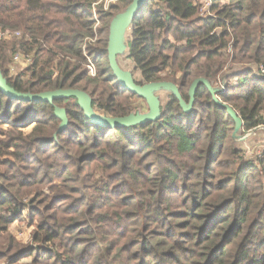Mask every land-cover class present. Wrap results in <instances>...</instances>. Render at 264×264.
<instances>
[{"label": "trees", "instance_id": "trees-1", "mask_svg": "<svg viewBox=\"0 0 264 264\" xmlns=\"http://www.w3.org/2000/svg\"><path fill=\"white\" fill-rule=\"evenodd\" d=\"M100 1L0 0V32L20 33L0 38L6 85L22 95L80 91L95 115L135 116L145 99L115 77L109 44L138 0L108 10ZM201 7L147 0L131 20L133 82L178 91L157 120L102 127L74 96L28 102L0 89V264L24 253L34 264H264V149L250 158L237 145L264 127V0ZM16 54L32 61L12 78ZM201 80L228 81L220 103ZM226 106L242 123L236 137ZM25 206L37 222L30 252L10 232Z\"/></svg>", "mask_w": 264, "mask_h": 264}, {"label": "water", "instance_id": "water-1", "mask_svg": "<svg viewBox=\"0 0 264 264\" xmlns=\"http://www.w3.org/2000/svg\"><path fill=\"white\" fill-rule=\"evenodd\" d=\"M147 0H138V2L124 15L119 17L114 26L112 27V34L110 37V44H109V63L113 70V73L115 77L119 80L120 84L123 85L126 89L134 92L135 94L139 95L141 98L145 99L153 108V112L150 115L145 116H131L126 118H119V119H106L104 117H99L93 113V111L90 108V99L89 97L80 91H57L53 93H46L41 95H22L14 92L12 89H10L7 85L5 80L3 79L2 75L0 74V89L4 92V94L8 95L9 97L20 100V101H51L52 99L56 97H65V96H74L79 100L80 106L82 110L84 111L86 117L94 124L102 126V127H121V126H129V125H135L139 123H146L151 122L154 120H157L160 117L161 109H160V103L159 101L152 96L150 93L148 94L146 90L148 89H156V88H166L170 91H173L174 93L178 94L177 88L170 84V83H160V84H152L147 85L144 87H138L133 82L132 76L131 79H128L125 77L118 67L117 63V55L127 52L128 45H127V35L128 31L130 30V23L132 18L137 14V12L145 5ZM117 54V55H116ZM200 81H197L194 85L193 90L197 87ZM206 87L210 90V92L214 96V100L219 102L218 95L223 91L215 90L211 87V85L205 81L201 80ZM224 90V89H223ZM181 100V98H180ZM182 102V100H181ZM220 103V102H219ZM183 108L186 110V107L184 106L182 102ZM227 107V106H226ZM228 111L230 115L237 120L238 126L235 132L234 137L237 136L242 123L239 119L236 118L235 113L229 108ZM188 111V110H186ZM58 116L59 115L58 112ZM62 119L66 120L65 115L61 117ZM239 140H244L242 138H239Z\"/></svg>", "mask_w": 264, "mask_h": 264}, {"label": "rangeland", "instance_id": "rangeland-1", "mask_svg": "<svg viewBox=\"0 0 264 264\" xmlns=\"http://www.w3.org/2000/svg\"><path fill=\"white\" fill-rule=\"evenodd\" d=\"M117 55V54H116ZM14 55L12 56L11 63L8 67L9 74L12 78L17 77L23 73H25L27 69V65L24 62H15ZM117 63L120 69V72L131 79L133 75L134 79H140V73L136 72L135 66L133 61L129 58V52H125L122 54L117 55ZM240 68V66L238 67ZM238 71V70H237ZM257 72V71H256ZM264 73V70H262ZM131 75V76H130ZM258 75V74H257ZM231 83L237 84L238 78H231ZM228 81L219 83V85L215 86L214 89L218 91H224L223 88L227 85ZM122 85V84H121ZM123 86V85H122ZM226 88V87H225ZM147 93L154 96L160 103V105H164L168 101V97L171 94V91L166 88H156V89H148L146 90ZM139 110H137L135 116H145L150 115L154 111L152 106L145 100L144 102L137 103ZM59 115L63 117L64 113L59 112ZM97 115V114H96ZM97 116L103 117L100 113ZM2 130H8L6 127L0 128V132ZM30 133V130L26 131V134ZM245 134V133H244ZM240 133L242 139L237 142V145H240L247 153L248 157L252 158L256 155H260L262 150L264 149V127H260L256 130L250 131L245 135ZM1 137V136H0ZM54 185V184H53ZM47 195L50 193L49 188H46L44 191ZM30 198H26L25 204L29 205ZM30 209L29 206H25L24 211L22 212V218L14 223L11 228L10 232L18 241V243L25 247V251L30 252L31 249L35 248L37 245L33 241V237L35 232L37 231V222L32 224L30 221ZM33 255V254H32ZM23 257L20 258L19 264H34V256H30V253H24ZM22 259V260H21Z\"/></svg>", "mask_w": 264, "mask_h": 264}, {"label": "built area", "instance_id": "built-area-1", "mask_svg": "<svg viewBox=\"0 0 264 264\" xmlns=\"http://www.w3.org/2000/svg\"><path fill=\"white\" fill-rule=\"evenodd\" d=\"M118 0H101L100 3H102L105 7V10H108L110 5L113 3H116ZM202 1V7H201V13L202 14H207L210 12V9L212 7V0H201ZM99 25V23H98ZM20 33H9V32H0V38L1 39H11L12 37H19ZM93 43H95V40L92 41ZM14 61L15 62H24L27 66L31 63L32 59L27 57L25 58L23 55L21 54H16L14 57ZM88 71L89 74L93 77L96 76V70L95 67L92 65V63L90 62V65L88 66ZM224 91L226 90L225 87L223 88Z\"/></svg>", "mask_w": 264, "mask_h": 264}, {"label": "crops", "instance_id": "crops-1", "mask_svg": "<svg viewBox=\"0 0 264 264\" xmlns=\"http://www.w3.org/2000/svg\"><path fill=\"white\" fill-rule=\"evenodd\" d=\"M129 41H130V30L128 31V35H127V45H128V52H129Z\"/></svg>", "mask_w": 264, "mask_h": 264}]
</instances>
